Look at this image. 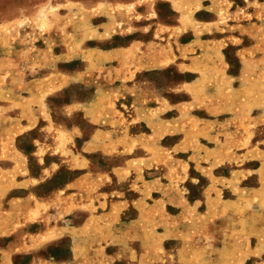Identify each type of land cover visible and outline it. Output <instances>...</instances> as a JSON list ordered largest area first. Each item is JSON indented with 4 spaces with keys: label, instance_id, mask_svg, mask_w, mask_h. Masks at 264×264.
<instances>
[{
    "label": "rangeland",
    "instance_id": "obj_1",
    "mask_svg": "<svg viewBox=\"0 0 264 264\" xmlns=\"http://www.w3.org/2000/svg\"><path fill=\"white\" fill-rule=\"evenodd\" d=\"M0 264H264V0H0Z\"/></svg>",
    "mask_w": 264,
    "mask_h": 264
}]
</instances>
